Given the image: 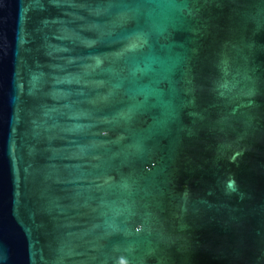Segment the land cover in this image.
I'll return each mask as SVG.
<instances>
[{
  "label": "water",
  "instance_id": "water-1",
  "mask_svg": "<svg viewBox=\"0 0 264 264\" xmlns=\"http://www.w3.org/2000/svg\"><path fill=\"white\" fill-rule=\"evenodd\" d=\"M0 264H264V0H0Z\"/></svg>",
  "mask_w": 264,
  "mask_h": 264
}]
</instances>
